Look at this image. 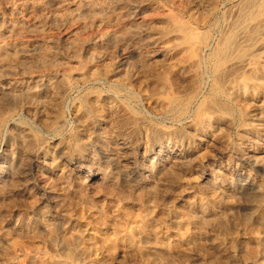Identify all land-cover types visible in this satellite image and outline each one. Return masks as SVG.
<instances>
[{
    "label": "rangeland",
    "instance_id": "374dc122",
    "mask_svg": "<svg viewBox=\"0 0 264 264\" xmlns=\"http://www.w3.org/2000/svg\"><path fill=\"white\" fill-rule=\"evenodd\" d=\"M259 3L0 0V264H264ZM173 41L187 50H168ZM192 54L186 74L178 61ZM218 77L248 81L249 95L228 100ZM32 87L43 104L22 95ZM212 103L230 120L204 132ZM153 212L141 237L87 249V222L100 237ZM151 230L169 243L156 247Z\"/></svg>",
    "mask_w": 264,
    "mask_h": 264
},
{
    "label": "bare ground",
    "instance_id": "6f19581e",
    "mask_svg": "<svg viewBox=\"0 0 264 264\" xmlns=\"http://www.w3.org/2000/svg\"><path fill=\"white\" fill-rule=\"evenodd\" d=\"M248 2L250 3V4H252V5H255V3H258V5L260 4L259 2H263L264 3V0H248ZM94 3V2H93ZM262 5V4H261ZM180 6V5H179ZM195 9V8H194ZM172 16V15H171ZM181 17V16H180ZM184 20H186V19H184ZM12 26H15V25H12ZM187 27V26H186ZM183 30H184V28H183ZM182 29H181V31H183ZM189 30V29H188ZM185 32V31H184ZM186 33V32H185ZM185 33H183V34H185ZM255 33V31H252L251 33H250V35H255L254 34ZM188 34V33H187ZM248 34V33H247ZM233 35V34H232ZM235 35V34H234ZM186 36V35H185ZM188 36L189 35H187V38H188ZM228 37H230V36H228ZM245 37V36H244ZM255 37V36H254ZM173 38H174V36H173ZM177 38V37H176ZM187 38H186V40H187ZM233 39H234V37L233 38H227V40H225V42H224V44H225V46L223 45V48H221L220 49V51L218 52V56H219V58L220 59H222V58H227L230 54H231V52L230 51H228L229 49L228 48H230L232 45H233ZM254 39V38H253ZM170 40V39H169ZM175 40V39H174ZM251 40V39H250ZM190 41H191V39H190ZM181 42V41H180ZM169 43V42H168ZM188 43V42H187ZM194 43V42H193ZM42 46V45H41ZM220 46V45H219ZM235 46V45H234ZM263 46H264V44H263ZM4 48V47H3ZM235 48V47H234ZM20 49V48H19ZM25 49V48H24ZM166 49V48H165ZM168 50H177L178 52L179 51H182L184 48L183 47H181L180 46V44H178L176 41H173V43L167 48ZM196 49V48H195ZM228 49V50H227ZM233 49V48H232ZM231 49V50H232ZM23 50V49H22ZM185 50H187L186 48L184 49V51ZM194 50V49H193ZM25 51V50H24ZM163 51V50H162ZM218 51V50H217ZM229 53L227 56H226V54H224V53H227V52ZM163 52H165V50L163 51ZM173 52V51H172ZM194 53H195V51H193ZM167 53H168V51H167ZM178 54V53H177ZM165 55V54H164ZM166 55H168V54H166ZM165 55V56H166ZM170 56V55H169ZM168 56V57H169ZM197 56V55H196ZM196 56L195 55H193L192 54V56H189V57H187V58H184V59H181L180 61H178V65H179V69L181 70V71H185L186 72V74L188 73V72H190L195 66H196V64H197V58H196ZM50 57V56H49ZM264 57V56H263ZM177 59V58H176ZM218 59V58H217ZM219 59V60H220ZM231 59V58H230ZM229 59V60H230ZM172 60V59H171ZM226 60V59H225ZM13 61V60H12ZM166 61V60H165ZM228 61V60H227ZM172 63V62H171ZM235 63V62H234ZM240 63V62H239ZM173 64V63H172ZM170 64L169 63H164V66L167 68L168 66H169ZM228 65V64H227ZM157 66V65H156ZM155 66V67H156ZM231 66V65H230ZM233 66V65H232ZM158 67V66H157ZM228 67V66H227ZM235 66H233V68H234ZM160 68V67H159ZM172 68V67H171ZM168 69V68H167ZM170 69V68H169ZM232 69V68H231ZM92 70V69H91ZM90 70V71H91ZM166 70V69H165ZM257 70V69H256ZM264 70V69H263ZM262 70V72H264ZM256 72V71H255ZM261 74V73H260ZM220 75V74H219ZM264 75V74H263ZM165 77V76H164ZM222 77V76H221ZM221 77H218V79H217V81H216V85H215V88H214V90H215V92L216 93H218V94H223L224 95V97L226 96L227 97V99L228 100H230V101H233V100H236V97L234 96V92H237V93H239L240 92V94H242L243 96H248L249 95V91L250 90H248V81H244V80H242V81H240L239 82V84L238 85H235V83L236 82H233L234 80H224L223 78H221ZM224 77L226 78V76L224 75ZM190 78V77H189ZM164 79V78H163ZM169 79V78H168ZM191 79V78H190ZM233 79V78H232ZM248 79H250V78H248ZM250 80H256V79H250ZM48 83H47V85L49 84L50 85V82L49 81H47ZM167 83V82H166ZM7 88V87H6ZM8 89V88H7ZM15 90V89H14ZM9 91H10V89H9ZM21 92H24L23 90L21 91ZM161 92V91H160ZM25 93V92H24ZM7 94V93H6ZM12 94V93H11ZM51 94V93H50ZM53 95L55 94V92L54 93H52ZM161 94V93H160ZM24 97H26L27 99H28V97H29V100H30V102H32V103H35V104H39V105H41V104H43L41 101H39L40 100V98H39V91H37V89H35V87L33 88L32 87V89H31V91H29V92H26L25 94H22ZM51 96V95H50ZM219 96V95H218ZM236 96H237V94H236ZM252 96V95H251ZM238 98V97H237ZM264 99V98H263ZM150 100V99H149ZM49 101V100H48ZM214 101V100H213ZM264 101V100H263ZM262 101V99H261V101H260V103H262L263 102ZM50 102V101H49ZM48 102V103H49ZM150 102H151V105L152 106H154V107H162L163 105H164V100L161 98V97H151V100H150ZM21 103V102H20ZM213 104V105H212ZM211 105H212V107H213V111H211V114L209 115V116H207L205 119H204V121H203V124H202V130L204 131V132H207V130H208V127L210 126V124L211 123H226V122H228L229 120H230V112H229V109L228 108H226V107H223V106H220L219 104H216V103H212ZM45 105V104H44ZM222 105V104H221ZM169 106V105H168ZM210 106V105H209ZM225 106H227V103H226V105ZM258 106H260V105H258ZM241 116L243 117V118H245L246 116H248L249 115V112L248 111H242L241 113ZM227 124V123H226ZM221 125V124H220ZM218 126H219V124H218ZM211 135V134H210ZM148 187V186H147ZM152 187V186H151ZM152 189V188H151ZM155 192V191H154ZM157 198V197H156ZM152 199V198H151ZM150 199V200H151ZM188 201V200H187ZM190 203L191 202H188L187 203V205H190ZM210 208H211V210L213 209V210H216V208L214 207V205L213 204H210ZM218 214V213H217ZM215 215L214 217H212L211 219H212V221L213 222H215V223H217V225L218 224H220V226H218L217 227V225H216V227L217 228H222L221 227V223L222 222H219L218 223V221H220L219 220V217L221 216V212H220V214L219 215ZM122 215V214H121ZM123 216H125V215H123ZM128 217V216H127ZM125 218V217H124ZM124 218H122V220L124 219ZM161 218V217H160ZM130 219V218H129ZM221 219V218H220ZM222 219H224V216H223V218ZM118 220H120V219H118ZM125 220V219H124ZM152 220H156V218H155V213L153 212L149 217H144L143 219H138L137 218V216L136 217H134L133 219H132V221H130L129 223H131L130 225H132V223H134V225H132V226H130V227H128L127 228V226L125 227L124 226V221H119V223L117 224H115L116 225V227H111V231H110V233L108 232V234H105V235H103V236H100L99 237V235L97 234V232L95 231L96 229L94 228V226L90 223V222H87L86 223V226L88 227V229H87V233H86V236H87V240H88V242H87V249H89V251H96L97 249H98V247H99V242L100 241H103L104 243H106V244H109L113 239H114V237H116V236H118V235H124L126 238H134V237H141L144 233V231H146L147 230V227H148V224H149V222L150 221H152ZM159 221V224H160V221L161 220H158ZM207 221H210L211 222V220L209 219V220H207ZM224 221V220H223ZM210 222H208V223H210ZM213 222H212V224H213ZM42 223H43V225H45V228L47 227V228H49L50 229V227H49V223H47L44 219L42 220ZM162 223V222H161ZM206 223V222H205ZM214 223V224H215ZM207 224V223H206ZM178 225H179V221H177V220H173L172 221V223L167 227V229H172V230H174V232H175V236H176V240H177V242L179 243V242H187V241H189V238L191 237V234H188V233H186V232H181L179 229H178V232H177V230L176 229H174V228H178ZM205 224H200V225H198L197 226V232H201V231H203L204 229H205ZM222 230H223V228H222ZM149 231V230H148ZM168 230H166V231H152L151 230V232H148L149 234H151L152 236H153V238L155 239V241L154 242H156L157 243V246L156 247H160V248H162V247H164L166 244H168L167 243V240H168V238H169V234H168V232H167ZM146 237V236H145ZM5 239H8L9 240V238H5ZM152 239V238H151ZM217 239H220V238H217ZM254 239H255V241L257 240V242H259V243H257V244H262V242L264 241V239H257L255 236H254ZM100 240V241H99ZM132 240V239H131ZM135 240V239H134ZM135 243H136V246H137V243L138 242H136V240H135ZM259 246V245H258ZM257 246V247H258ZM260 247V246H259ZM104 260H103V258H100V257H98V256H94L93 258H92V260H91V264H102V262H103Z\"/></svg>",
    "mask_w": 264,
    "mask_h": 264
}]
</instances>
